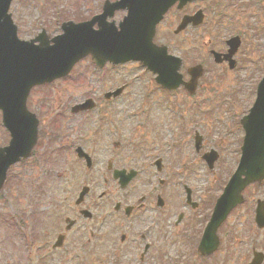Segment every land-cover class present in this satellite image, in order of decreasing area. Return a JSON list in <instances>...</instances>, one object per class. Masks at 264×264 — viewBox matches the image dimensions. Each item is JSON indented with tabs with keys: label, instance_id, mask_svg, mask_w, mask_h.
Here are the masks:
<instances>
[{
	"label": "rangeland",
	"instance_id": "rangeland-1",
	"mask_svg": "<svg viewBox=\"0 0 264 264\" xmlns=\"http://www.w3.org/2000/svg\"><path fill=\"white\" fill-rule=\"evenodd\" d=\"M105 1L14 0L10 12L19 28L20 39L30 40L40 34L42 30H45L51 37L57 36L61 33L60 28L64 21L75 19L81 21L90 18L91 15L99 14ZM224 1L231 4L235 0ZM237 1H241L243 4L247 3V0ZM248 1L251 4L254 0ZM198 7H206L210 10V3L207 6L199 5ZM244 7L240 8L243 15H239L231 9L226 10V14L231 19H238L235 21L236 27L242 28V31L249 34V37L245 38V48L249 50L250 47L252 48L250 54L246 51L239 54L237 58L239 65L235 72L229 71L224 66L223 69L216 67L212 57L207 58L208 55L210 56V49L223 47L216 36L207 32L210 21L214 18L210 20L208 18L203 26L197 29L198 31L190 29L189 33L179 40L174 39L173 35V30L179 21L175 11L169 13L170 16H167L163 24L159 26L156 41L157 43H159L158 41L165 42L172 55L183 59L184 66L181 73L184 74L185 80H187L186 68L194 66L199 61H206L210 68L206 69L203 76L205 83L200 80L197 99L187 96L182 89L168 97L166 91L155 86L153 75L145 73V70L137 64L96 70L88 59L77 66L67 81H61L57 85L53 84V88L32 92L28 101L31 110L39 116L40 120H45L49 125L54 123L58 126L57 122H59V129L63 125L59 132L63 129L64 131L60 140L52 141L50 139L51 128L49 131L47 128L42 130L41 133L44 132V134H41L43 138L41 146L36 149L37 155L27 161V164L23 163L12 167L8 172V176L11 175L13 178L18 175L21 184L12 186L15 177L9 183L11 196L9 197V192H0V244H2L1 248L7 249L6 257H0V264H6V262L7 264L25 263L26 252L23 244L26 235L25 230L18 226V221L22 215L27 217V210L32 207L29 206L32 204L27 202L29 188L25 189L24 183H32V180L35 179L45 180L46 196L45 202L41 201L44 208L41 211L50 216L51 211H55V209L62 211L61 206L73 205L75 199L73 197L85 185L92 187V190L96 192L108 189L118 190L119 188L112 182H108V185L103 187L104 178L102 176L106 173L107 160L116 158L115 156L121 152L125 153L126 158L122 162L123 166L139 170L144 165V161H147L145 164H148L150 162L148 160H152L151 155L148 156V152L160 149L163 152L160 156L164 158V163L176 175L172 187L173 200L179 201L180 191H182L183 197H186L182 188L186 185L193 189L195 200L202 199L205 205L214 203L220 190L218 186L224 185V181L239 162L243 139L240 120L252 106L251 104L256 98L258 82L264 75V0H256L253 4ZM190 8L193 11L196 6ZM124 15L125 13L115 14L114 21L120 22ZM227 20L233 24L232 20ZM230 33L232 32H225L222 37L228 36ZM254 38H256L257 46L253 45ZM257 40H261V44H258ZM203 45H206L208 49H199ZM250 55L253 57L252 60L249 59ZM244 56H246V62L248 61L247 64L244 63ZM123 85L126 88L121 97L115 100L111 106L104 105V94ZM89 98L96 102L95 111L88 117H85L86 115L71 116V108ZM226 98H230L229 103H226ZM145 109L152 111L151 123L156 122V126L148 128V131L140 129L142 115L138 117ZM60 110L68 119L61 115L58 117V121L52 119ZM102 110L109 111V116L104 115L102 118L96 116V113L102 112ZM225 118H228L229 121ZM89 119L91 123H88ZM45 127L48 126L45 125ZM210 127L212 130L208 133ZM138 132L143 133L144 146L151 147L150 150L144 148L142 158L137 154ZM196 134L204 136L202 148L199 151L200 155L204 152L208 153L212 149L219 153L218 161L212 171H209L203 160L199 165L196 163L193 171L190 173L187 171L188 164L196 159L193 144ZM8 141L9 135L1 126L0 115V147L8 145ZM113 141L121 143L120 151L113 150ZM176 141L180 145L174 147ZM188 143H191L192 147H184ZM71 144L72 149H69L68 145ZM62 145L67 149L55 150ZM79 146L84 151L89 148L96 150L94 154L97 162L88 179L82 175L85 167L77 160L75 153V149ZM42 151H47L44 157L41 156ZM182 165L187 166L182 167ZM178 171L182 172L181 175H177ZM209 190L211 191L209 192ZM246 194L245 207L248 209L255 208L258 199L264 200V188L258 189L254 185L247 190ZM244 211L243 208L241 212ZM230 222V225L227 226L228 229L234 227L232 219ZM167 231L168 226L165 233ZM245 232L246 230H244ZM161 240L159 239L160 242ZM255 240L259 245V237L256 236ZM164 243L165 245L160 246V252L170 242L165 239ZM183 248L185 249L183 245L171 246L168 248L171 254L167 258H165V254L162 255L158 264L190 263L189 259L185 261L182 258ZM230 248L231 244L228 245V249ZM57 261L58 259H53L48 264H58ZM82 261L81 258L77 262L75 260L67 264H77ZM212 261L215 263L216 260L208 261L205 264H212ZM196 264L202 263L198 261Z\"/></svg>",
	"mask_w": 264,
	"mask_h": 264
},
{
	"label": "flooded vegetation",
	"instance_id": "flooded-vegetation-1",
	"mask_svg": "<svg viewBox=\"0 0 264 264\" xmlns=\"http://www.w3.org/2000/svg\"><path fill=\"white\" fill-rule=\"evenodd\" d=\"M216 3L220 16L216 19L213 33L220 35L222 31H237L238 27L226 22L222 17L223 9L230 4L224 0H215ZM190 7L191 5L181 11L173 8L170 13L175 11L180 23L184 16L193 15L196 12V10L191 11ZM188 32L189 30H186L179 36H174V39H183ZM235 36L241 38V46L234 56L235 60L233 59L238 68L237 58L242 51H245V42L242 35ZM201 48L208 49L206 45L199 49ZM211 51L212 49L209 50V54ZM216 51L226 54L228 52L226 41L223 47ZM211 57L208 55V59ZM223 66L227 68L228 62L220 64L222 69ZM104 114L108 117L109 111H104ZM62 116L64 117V112ZM145 117L149 118V115ZM140 119L142 131H148V128L156 126V122L151 123V120H145L144 115ZM139 134L140 132L137 139L141 149L137 150V154L142 158L144 148L150 150L151 147H145L142 144L143 133ZM113 144V150L120 151L121 143L117 141ZM95 152L96 150L93 149L92 167L95 164L94 160L97 161ZM148 153L152 160H148L150 161L148 164L144 161V165L139 170L123 166L122 162L126 160L123 152L117 154L116 158L107 160L106 173L102 176L104 178L102 186L105 187L108 182H112L119 188L118 190L108 189L96 192L91 187L87 195L78 203L79 191L73 197L75 198L73 205L61 206L62 211L55 209L51 211L50 216L42 213L41 210L44 208L39 205V202H45V184L40 181L34 185L27 183L26 188L33 187V190L30 189L28 192L30 194L28 202L35 203V213L32 216L29 213L23 222L22 229L25 230L26 235L23 244L26 252L24 264H48L53 259H58V264H67L75 260L77 262L81 258L83 261L77 264H149L150 262L158 264L162 255L165 254L167 258L171 254L168 248L178 245L185 247L182 258L185 261L189 259L188 264L192 262L196 264L198 261L205 264L211 260H216L215 263L212 261V264L216 262L218 264L234 262L249 264L256 252L264 254V229L257 228L255 209H248L245 204L238 207L230 216L234 227L228 229L227 224L219 229L218 236L221 240L219 249L209 258L200 254L199 244L211 218L213 203L205 205L202 200H195L193 189L188 186L189 200L188 197L184 198L180 191L179 201L175 202L172 198V187L176 175L164 163V158L160 156L163 152L160 149ZM78 160L87 168L85 159ZM133 170L136 172L134 178L126 188L122 189L119 182L115 180V171H125V176H129ZM82 175L88 178L90 174L86 171ZM182 188L186 194V185ZM32 192L34 197L31 199L29 196ZM243 208L245 211L241 212ZM167 226L168 231L165 233ZM244 230H246L245 233ZM224 234L229 237L230 249H228L229 240L225 243L223 239ZM256 236L259 237V245L256 244ZM159 239H162L161 242ZM165 239L170 243L160 252V246L165 245ZM1 247L2 244H0V257L5 258L7 249Z\"/></svg>",
	"mask_w": 264,
	"mask_h": 264
},
{
	"label": "water",
	"instance_id": "water-1",
	"mask_svg": "<svg viewBox=\"0 0 264 264\" xmlns=\"http://www.w3.org/2000/svg\"><path fill=\"white\" fill-rule=\"evenodd\" d=\"M177 1L181 2L179 8H182L194 0L107 1L102 15L86 23H66L62 26L63 34L52 40L43 32L32 41H21L12 16L8 14L12 0H0V111L2 124L11 134L10 145L0 148V190L8 169L30 157L37 143L39 123L27 107L32 89L66 77L81 60L91 56L92 62L100 68L107 63L117 66L130 61L140 62L148 71L158 75L156 81L163 88L175 90L183 84L190 93L195 92L201 69H191V82L183 83L179 73L181 62L168 56L165 46L153 42L156 26ZM120 10H127L128 15L117 27L115 22H108V18ZM194 20L195 24L201 22V18ZM189 21L184 20L179 31ZM95 25L98 26L97 30L94 29ZM238 45V41L232 43L230 56ZM120 92L117 91L115 95ZM92 106L88 102L75 107L73 112L88 110ZM242 125L246 136L240 164L217 202L207 236L202 242L203 254H208L206 251L210 246L214 249L218 246L216 231L230 212L243 203L242 193L246 187L264 182V79L259 84L257 100L249 115L243 118ZM79 157L82 155L79 154ZM217 158L213 152L205 156L210 168ZM116 178L124 179L123 174L118 172ZM86 192L87 189H84L81 197ZM256 221L260 228L264 227L263 202L258 203ZM261 263L259 257L253 262Z\"/></svg>",
	"mask_w": 264,
	"mask_h": 264
}]
</instances>
